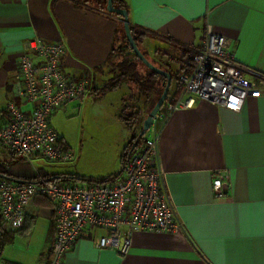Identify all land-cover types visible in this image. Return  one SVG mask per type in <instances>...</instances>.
Returning <instances> with one entry per match:
<instances>
[{"label":"crops","instance_id":"crops-1","mask_svg":"<svg viewBox=\"0 0 264 264\" xmlns=\"http://www.w3.org/2000/svg\"><path fill=\"white\" fill-rule=\"evenodd\" d=\"M125 2L130 23L145 34L141 47L151 57L164 63L168 49L175 46L199 50L210 27L233 41L238 62L264 75V0ZM122 23L118 15L90 8L80 0H0V125L8 118L10 103L26 114L32 109L15 84L22 44L35 36L64 42V73L87 78L90 84L91 91L83 100L69 102L52 114L54 127L70 112L90 108L105 114L108 101L119 117L131 89L121 85L99 94V88L112 77L107 61L122 42ZM176 63L179 69L181 64ZM180 87L179 80L172 78L171 99L178 96ZM158 94L148 98L153 104L142 111V119ZM57 132L69 145L65 134ZM0 150V161L16 179L35 176L41 170L97 180L113 178L123 167L122 155L111 167L84 172L77 164L58 166L40 156L32 164L20 162L18 156ZM159 155L165 187L184 230H137L124 256L97 247L94 237L106 233L97 230L77 239L64 264H264V94L247 98L239 112L206 100L174 111L161 128ZM220 171L230 174L224 198L213 192V180ZM49 203L40 204L35 197L27 207L23 228L13 232L5 226V233L0 232V244L8 232L19 233L22 238L14 241L23 242L14 244V253L13 245L6 243L0 251V264L49 263L56 232Z\"/></svg>","mask_w":264,"mask_h":264},{"label":"built area","instance_id":"built-area-1","mask_svg":"<svg viewBox=\"0 0 264 264\" xmlns=\"http://www.w3.org/2000/svg\"><path fill=\"white\" fill-rule=\"evenodd\" d=\"M66 50L62 41L50 42L39 36L22 44L18 94L32 104L28 114L15 103L0 125V147L28 163L35 156L52 162H70L74 155L51 124L52 114L72 101H81L91 91L87 78L67 76L61 59ZM193 69L178 78L181 90L166 101L157 117L129 152L121 172L107 181L35 180L0 178V214L11 231H20L26 210L37 196L52 203L55 238L48 264H64L65 255L79 237L104 230L94 237L99 248H111L124 256L129 253L137 230L179 233L184 225L176 215L164 183L159 139L161 128L177 110L206 100L234 112L242 110L249 97L264 94V75L243 66L236 58L233 41L207 27L203 47L195 51ZM250 73V74H248ZM230 174L217 173L213 192L227 195Z\"/></svg>","mask_w":264,"mask_h":264},{"label":"rangeland","instance_id":"rangeland-1","mask_svg":"<svg viewBox=\"0 0 264 264\" xmlns=\"http://www.w3.org/2000/svg\"><path fill=\"white\" fill-rule=\"evenodd\" d=\"M121 33L123 37V32L121 31ZM120 46H122V42L117 45L112 59L107 64L109 70L112 71V77L108 82L115 78L118 73L117 65L123 58ZM168 53L169 58L164 59L165 62L163 63L162 61L151 57L148 52H145L147 57L156 65L171 73L173 81H175L176 74L180 70L176 63L180 54H176L174 48L168 49ZM137 72L139 73V76H144L147 73L146 66L143 63L138 62ZM182 72L184 71L182 70L177 74L178 77ZM121 85H125L131 89L128 96L123 99L125 102L121 109L122 112H125L127 109L136 110L138 108L142 114L143 110L147 111L148 105V107H150V105L153 104V99L150 101L144 96L139 95L134 83L123 81L118 88ZM101 88L102 87H100L99 90H101ZM104 104L108 108L106 109L105 114L100 110H90V108H88V112H70L67 117L63 118L58 123H54L57 127H55V129H58L65 134L70 146L67 143L66 144L72 151L74 158L72 161L66 163L52 162L48 160L49 162L63 167L77 164V169L84 172H94L104 169L105 167H111L116 158H119V156L124 154V149L129 145L133 136L140 134L144 119L140 118L137 124L132 129H129L125 122L119 119V117H116V111L113 104L111 105V101H108L107 103L105 102ZM39 173L40 170L36 176H39ZM6 229L10 230L7 226ZM13 235L12 240L7 243V245H13V247H11L13 250L12 253H14L16 249L14 244H16V246L23 244L21 239L16 242L14 241L15 237L22 238L19 233L15 232Z\"/></svg>","mask_w":264,"mask_h":264},{"label":"trees","instance_id":"trees-1","mask_svg":"<svg viewBox=\"0 0 264 264\" xmlns=\"http://www.w3.org/2000/svg\"><path fill=\"white\" fill-rule=\"evenodd\" d=\"M80 2L84 5L89 6L90 8L96 9L98 11L107 12V0H80ZM114 5L116 7L125 8L128 10V7H127L125 0H114ZM128 14H129V12H128ZM131 31H132L133 37H134L135 41L137 42L139 48L145 54V52L143 51V49L141 47V42L143 41L145 34L143 32H141L140 30H138L136 27H134L132 24H131ZM122 32H123L122 46H120V49H121L123 58L117 65L118 73L116 74L115 78L111 79V81H109L107 84H105L101 88V90H99V94H104V93H107L108 91H112V90L118 88V86L123 81H129V82H132L135 84L136 90L140 96H144L146 99H148L153 94L158 92L159 93L158 98H159L164 87H165V85H166V78L164 76L152 71L148 67H146L147 73L144 76L138 75L139 73L137 72V64H138V62L142 63V61L132 51L130 44H129L126 36H125L123 23H122ZM115 50H116V47L113 48V51L111 52V54L109 56L107 64L112 59ZM174 51L176 52V54H178V53L180 54V56H178L177 61L181 65L179 68L180 70L177 72V74H179L180 71H182V70L186 71V72H190L194 66L193 57H194L195 51H193L192 49H189V48H181L178 46L174 47ZM177 74H176V78L178 79L179 77ZM172 78H173V76H172ZM180 90H181V87H180ZM158 98L156 99V101L158 100ZM166 101L167 102L173 101V99L170 98V91H169V94H168ZM119 118L123 122L126 123V125L129 129H132L137 124L138 120L141 118V111L138 108L136 110L127 109L125 112L121 111ZM142 137L143 136H141L140 134L133 136V139L130 141L129 145L126 146V148L124 149V154L122 155V163L123 164L127 161L129 152L133 149V147H135L138 144V142L141 140ZM4 151H7L12 155H16L7 149H4ZM1 154H2V152H0V156H1ZM19 160H20V162L28 163L27 161H25L21 158ZM39 174L42 177L47 178L48 180H54V181L80 179V180H84V181H102L103 182V181H107V180L111 179V178H105V179L95 180L93 178H87L85 176H78L75 174H68V173L52 175V174H49V173H47L45 171H41V170H40ZM0 178L16 179L13 177V174L10 171V169L8 168V166L5 163H2V161H0ZM37 178H38V176L35 175V176L28 177L25 179H17V180H35ZM37 202L40 204H44V205L50 204L48 198L45 196H37ZM5 231H6L5 230V224H4L2 217H1V214H0V232L2 234V233H5ZM13 236H14L13 233L8 232V237L2 239V242L0 244V251L2 250L3 246L6 243H8L9 241L12 240Z\"/></svg>","mask_w":264,"mask_h":264},{"label":"water","instance_id":"water-1","mask_svg":"<svg viewBox=\"0 0 264 264\" xmlns=\"http://www.w3.org/2000/svg\"><path fill=\"white\" fill-rule=\"evenodd\" d=\"M107 12L120 16V19L123 22L125 36H126L128 42L130 44V47H131L132 51L136 54V56L142 61V63L146 67L151 69L152 71H154V72H156V73H158V74H160L166 78V85H165L160 97L158 98V100L156 101V103L154 104L152 109L149 111L146 118L143 120L142 130L140 132V135L144 136L146 131L150 128V126L152 125V123L156 119L158 111L162 108V106L166 102V99L168 97L170 87L172 84V75L168 71L162 69L161 67H159L158 65L153 63L141 51V49L139 48L137 42L135 41V39L133 37L132 31H131V23L129 20V14H128L127 9L116 7L114 5V0H107Z\"/></svg>","mask_w":264,"mask_h":264}]
</instances>
